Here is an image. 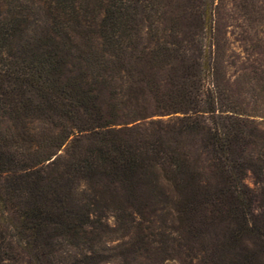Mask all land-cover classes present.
Masks as SVG:
<instances>
[{
    "label": "trees",
    "instance_id": "obj_1",
    "mask_svg": "<svg viewBox=\"0 0 264 264\" xmlns=\"http://www.w3.org/2000/svg\"><path fill=\"white\" fill-rule=\"evenodd\" d=\"M218 3L0 0V264H96L100 217L165 206L192 264H264V27Z\"/></svg>",
    "mask_w": 264,
    "mask_h": 264
},
{
    "label": "rangeland",
    "instance_id": "obj_2",
    "mask_svg": "<svg viewBox=\"0 0 264 264\" xmlns=\"http://www.w3.org/2000/svg\"><path fill=\"white\" fill-rule=\"evenodd\" d=\"M215 21L224 28L235 25L264 27V0H219ZM246 182L252 185L250 176L246 177ZM169 207L165 206L163 211L157 212L159 216L146 214L142 218L137 217L135 224L140 226L139 231L129 227L128 216L100 217V224H97L99 229L93 235L96 264H192V246L185 245L187 241L191 245L192 241L190 238H178L176 230L179 224L175 216L169 213ZM158 230L160 249L155 250L156 243L153 242H139L134 246L137 236Z\"/></svg>",
    "mask_w": 264,
    "mask_h": 264
}]
</instances>
